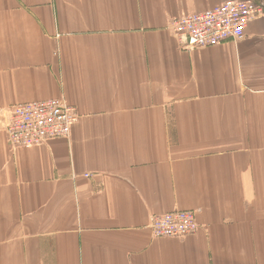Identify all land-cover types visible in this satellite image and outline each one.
I'll return each instance as SVG.
<instances>
[{
    "label": "crops",
    "instance_id": "0c3cea01",
    "mask_svg": "<svg viewBox=\"0 0 264 264\" xmlns=\"http://www.w3.org/2000/svg\"><path fill=\"white\" fill-rule=\"evenodd\" d=\"M226 1L0 0V264H264V12L194 50L171 27ZM60 97L70 137L11 146L8 111ZM174 210L200 229L154 238Z\"/></svg>",
    "mask_w": 264,
    "mask_h": 264
},
{
    "label": "built area",
    "instance_id": "2783aa9c",
    "mask_svg": "<svg viewBox=\"0 0 264 264\" xmlns=\"http://www.w3.org/2000/svg\"><path fill=\"white\" fill-rule=\"evenodd\" d=\"M264 12L252 0H228L204 12L184 15L172 22L181 46L187 50L242 39L250 22ZM80 114L65 98L17 104L8 111L4 128L11 146L31 147L49 140L68 138ZM154 238H183L200 229L197 211L174 210L152 216Z\"/></svg>",
    "mask_w": 264,
    "mask_h": 264
}]
</instances>
